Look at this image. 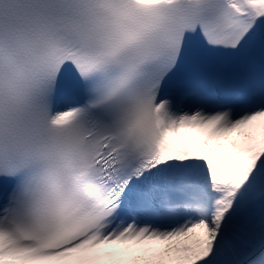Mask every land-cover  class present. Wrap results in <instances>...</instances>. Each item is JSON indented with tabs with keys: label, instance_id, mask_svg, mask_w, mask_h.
I'll return each instance as SVG.
<instances>
[{
	"label": "snow or ice",
	"instance_id": "snow-or-ice-1",
	"mask_svg": "<svg viewBox=\"0 0 264 264\" xmlns=\"http://www.w3.org/2000/svg\"><path fill=\"white\" fill-rule=\"evenodd\" d=\"M0 264H264V0H0Z\"/></svg>",
	"mask_w": 264,
	"mask_h": 264
},
{
	"label": "bare ground",
	"instance_id": "bare-ground-1",
	"mask_svg": "<svg viewBox=\"0 0 264 264\" xmlns=\"http://www.w3.org/2000/svg\"><path fill=\"white\" fill-rule=\"evenodd\" d=\"M183 137H184V134L181 133L180 136H179V137H176V138H178V139H182Z\"/></svg>",
	"mask_w": 264,
	"mask_h": 264
}]
</instances>
